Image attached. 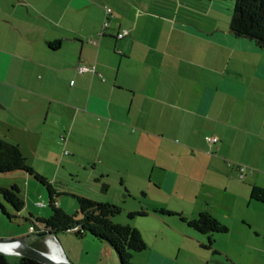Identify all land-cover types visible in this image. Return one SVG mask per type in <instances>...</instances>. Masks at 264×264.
Masks as SVG:
<instances>
[{"label":"crops","instance_id":"obj_1","mask_svg":"<svg viewBox=\"0 0 264 264\" xmlns=\"http://www.w3.org/2000/svg\"><path fill=\"white\" fill-rule=\"evenodd\" d=\"M195 10L183 1L0 0V137L30 164L79 157L100 184L118 171L128 194L130 166L158 172L156 186L168 171L176 187L171 162L189 171L200 162L264 220V49L229 26L198 23L187 13L210 11ZM151 148L157 154L146 155Z\"/></svg>","mask_w":264,"mask_h":264},{"label":"rangeland","instance_id":"obj_2","mask_svg":"<svg viewBox=\"0 0 264 264\" xmlns=\"http://www.w3.org/2000/svg\"><path fill=\"white\" fill-rule=\"evenodd\" d=\"M164 1L171 5L173 2L179 4L183 1L187 8L198 12L209 10V17H202L194 11L187 14L191 19L199 20L198 23L208 20L210 25L218 22L225 27L229 26L234 7L233 0H157V3ZM176 147L178 157H182V148ZM145 153L157 154L153 152V148ZM146 155L143 158L148 160ZM70 157L65 156L63 165L55 156L51 161L38 158L31 161V164L39 174L51 181L57 191L63 193L58 196L57 204L69 214H76L79 210L78 201L73 195L121 206L123 211L113 217V220L139 229L148 246L146 250L133 255L132 264H264V227H260V224L264 225V220L253 207L247 209L246 202L239 201L232 192H225L218 184L211 182L200 162L193 164L192 171L184 169L188 163H176L172 166L171 162V167L175 170L170 169L169 172L173 173L176 187L172 186L173 182L168 183V171L160 173L161 184L156 186L158 172L155 178L148 173L147 176H142L130 166L131 172L127 179L132 181L133 192L128 194L121 185L123 178L117 170L112 175L111 184L108 183V191L103 192L100 183L89 181L88 170L85 171L88 168L86 163L79 161V157L75 158L77 160ZM55 164L61 166L59 175L55 173ZM71 166L79 169L81 179L71 176L76 173ZM205 175H208L209 183L201 184ZM0 184L7 188L18 186L21 197L25 200L24 209L17 212L3 197L0 198L8 213L0 206V239L27 237L29 244L40 239L37 235H32L34 223L31 216L48 217L51 214L48 188L22 171L0 173ZM162 209L177 211V214L165 213ZM206 209L214 214L221 213V221L229 227L228 233L212 237V248L209 234L201 233L182 219L198 218L200 212ZM141 211L148 214L130 216L131 212ZM51 240L62 247L71 264H120L114 250L91 235L79 237L74 232H68L55 237L48 236L43 241V246L49 253Z\"/></svg>","mask_w":264,"mask_h":264},{"label":"trees","instance_id":"obj_3","mask_svg":"<svg viewBox=\"0 0 264 264\" xmlns=\"http://www.w3.org/2000/svg\"><path fill=\"white\" fill-rule=\"evenodd\" d=\"M233 2L234 7L229 23L231 33L238 38L254 41L259 48L264 49V0H233ZM16 171L25 172L45 185L50 197L51 214L48 217L31 216V221L34 223L32 235H37L40 239H35L30 245L47 251L43 246V241L48 236L55 237L60 233L68 232H74L79 237L91 235L95 239L107 243L116 253L120 264H132L133 255L147 249V243L139 229L129 224L116 223L113 220V217L123 211L119 205L99 202L86 196L73 195L79 204L77 213L69 214L61 208L57 204V198L63 193L57 191L48 178L34 169L20 145L0 137V173ZM96 181L101 182V178H96ZM101 183V191L107 192L110 185L106 182ZM1 197L17 212L22 211L25 207V200L21 197L18 186L7 188L0 184ZM0 206L7 213L1 201ZM162 212L175 214L165 209H162ZM147 214L146 211L131 212L130 216H145ZM182 219L201 233L209 234L211 248L214 244L212 237L215 234L229 232V227L209 211L201 212L195 219L189 220L186 217H182ZM0 264L43 263L24 256H9L0 253Z\"/></svg>","mask_w":264,"mask_h":264},{"label":"water","instance_id":"obj_4","mask_svg":"<svg viewBox=\"0 0 264 264\" xmlns=\"http://www.w3.org/2000/svg\"><path fill=\"white\" fill-rule=\"evenodd\" d=\"M6 243L17 245L15 247L16 252L7 253L0 251L1 254L24 256L35 259L43 264H71L68 259L66 261H55L53 258H51L48 251H43L30 245L27 241V237H20L16 239H0V244Z\"/></svg>","mask_w":264,"mask_h":264},{"label":"built area","instance_id":"obj_5","mask_svg":"<svg viewBox=\"0 0 264 264\" xmlns=\"http://www.w3.org/2000/svg\"><path fill=\"white\" fill-rule=\"evenodd\" d=\"M106 12L108 15H112V9L111 8L107 7ZM108 25H109V21H106L104 23V27L106 28V27H108ZM103 34H104V32H101V35H103ZM127 35H128V31L123 30L117 34V38L122 39ZM78 70L81 73H88V72L95 73L97 71V66L95 64H93V65L80 64L78 66ZM207 139H208V141H210L213 144L217 143L219 140V138L217 136H209ZM239 169H240V177L242 178L244 176L243 173L245 171V168L241 166Z\"/></svg>","mask_w":264,"mask_h":264},{"label":"bare ground","instance_id":"obj_6","mask_svg":"<svg viewBox=\"0 0 264 264\" xmlns=\"http://www.w3.org/2000/svg\"><path fill=\"white\" fill-rule=\"evenodd\" d=\"M50 247L51 252L49 253L51 258H53L55 261H66L67 258L63 252V249L60 245H58L55 241H50ZM17 245H11V244H0V251L7 252V253H15V247Z\"/></svg>","mask_w":264,"mask_h":264}]
</instances>
